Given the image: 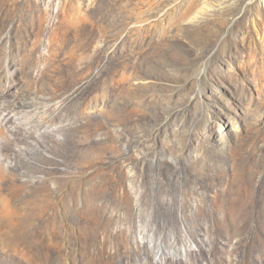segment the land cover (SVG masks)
I'll list each match as a JSON object with an SVG mask.
<instances>
[{
  "label": "rangeland",
  "instance_id": "obj_1",
  "mask_svg": "<svg viewBox=\"0 0 264 264\" xmlns=\"http://www.w3.org/2000/svg\"><path fill=\"white\" fill-rule=\"evenodd\" d=\"M180 1L0 0V264H264V0Z\"/></svg>",
  "mask_w": 264,
  "mask_h": 264
},
{
  "label": "bare ground",
  "instance_id": "obj_2",
  "mask_svg": "<svg viewBox=\"0 0 264 264\" xmlns=\"http://www.w3.org/2000/svg\"><path fill=\"white\" fill-rule=\"evenodd\" d=\"M196 1L197 0H181L180 2L176 3L173 6L175 14L180 15V16L183 14H187L191 10V8L193 7V4ZM247 34H249V32ZM255 56H256L255 59L257 61H260L261 64H263L264 63V48L259 50Z\"/></svg>",
  "mask_w": 264,
  "mask_h": 264
}]
</instances>
